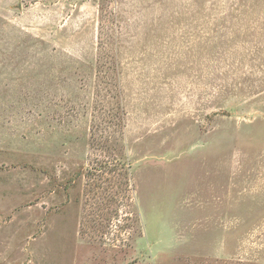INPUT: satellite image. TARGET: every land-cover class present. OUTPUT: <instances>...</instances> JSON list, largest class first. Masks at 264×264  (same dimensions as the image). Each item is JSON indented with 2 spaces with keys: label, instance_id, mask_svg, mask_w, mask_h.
Returning a JSON list of instances; mask_svg holds the SVG:
<instances>
[{
  "label": "rangeland",
  "instance_id": "374dc122",
  "mask_svg": "<svg viewBox=\"0 0 264 264\" xmlns=\"http://www.w3.org/2000/svg\"><path fill=\"white\" fill-rule=\"evenodd\" d=\"M0 264H264V0H0Z\"/></svg>",
  "mask_w": 264,
  "mask_h": 264
}]
</instances>
